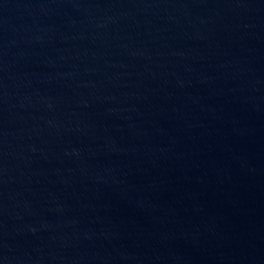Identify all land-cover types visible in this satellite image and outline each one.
<instances>
[{
  "label": "water",
  "instance_id": "1",
  "mask_svg": "<svg viewBox=\"0 0 264 264\" xmlns=\"http://www.w3.org/2000/svg\"><path fill=\"white\" fill-rule=\"evenodd\" d=\"M0 264H264V0H0Z\"/></svg>",
  "mask_w": 264,
  "mask_h": 264
}]
</instances>
